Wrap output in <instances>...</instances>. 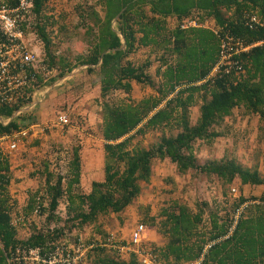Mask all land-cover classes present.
I'll return each mask as SVG.
<instances>
[{
	"label": "trees",
	"instance_id": "1",
	"mask_svg": "<svg viewBox=\"0 0 264 264\" xmlns=\"http://www.w3.org/2000/svg\"><path fill=\"white\" fill-rule=\"evenodd\" d=\"M1 1L11 7L19 3ZM30 1V13L22 29L34 34L44 52L38 60V71H34L37 88L44 86L43 69L56 72L54 77L51 75L52 83L86 66L87 75H96L94 80L100 83L105 177L94 181L89 193L84 192L80 188L82 157L80 149L75 148L69 177L55 176L46 165L48 207L43 197L33 196L24 214L16 213V218L22 220L15 226L7 192L10 157L0 159V264H8L7 257L17 248L50 250L68 234L91 225L104 235V241L94 238L88 242L96 246L89 254V264H144L146 258L153 264H264V193L259 198L240 197L231 211L212 209L203 201L195 207L174 202L155 216L147 208L140 225L159 228L168 242L163 246L142 242L128 255H123L119 247H129V242H119V237L103 233L98 224L102 217L126 213L138 201L142 183L151 181L158 160H169L181 175L194 172L216 178L228 188L237 183L264 187V174L245 168L236 159L200 162L196 154L198 143L211 145L222 136L219 129L236 109L244 108L264 124V45L238 57L243 73L208 79L218 63L224 39L231 37L246 44L264 40V28L252 29L249 24L253 15L264 22V0H98L102 15L90 7L94 24L86 31L89 52L76 62L52 49V28L58 23L49 11V0ZM79 16L86 27L85 20L91 16ZM172 19L177 23L175 28L170 27ZM188 20H198V26L183 28ZM211 21L215 26L205 27ZM146 49L161 55L157 81L149 73L154 61L132 60ZM134 84L150 88L157 95L133 99ZM119 92L128 97L113 105L109 99ZM32 103L30 98L0 106V138L31 126L27 122L32 120V113H17ZM200 103L199 117L192 123L190 109ZM155 131L162 135L154 145L146 148L134 143ZM63 200L68 204L69 219L65 226L53 228L61 220L56 212ZM34 214H47L41 230L30 222ZM27 225L35 234L28 240L19 239L20 228L27 229ZM111 237L114 241H109ZM108 243L114 245L109 247Z\"/></svg>",
	"mask_w": 264,
	"mask_h": 264
},
{
	"label": "rangeland",
	"instance_id": "2",
	"mask_svg": "<svg viewBox=\"0 0 264 264\" xmlns=\"http://www.w3.org/2000/svg\"><path fill=\"white\" fill-rule=\"evenodd\" d=\"M91 6H94L99 15H102L98 0H49V11L58 23L52 28L53 51L74 62L78 57L88 54L90 48L86 31L88 26L94 24ZM80 14L91 16L85 20L86 27L82 26L83 21L80 19ZM208 26L212 28L214 24L209 23ZM37 52L41 59L44 55L42 46H37ZM160 56L151 54L150 50L146 49L133 56L132 60L136 63L146 59L154 61L155 64L149 73L155 78L157 69L161 65ZM86 68L88 67H78L72 73L67 74L65 80L63 78L54 81L52 85L56 84V86L52 88L51 94L48 93V85L47 88L44 87L38 92L37 106L31 110L33 118L27 122L31 126L36 125V130L22 141L19 150L11 157L14 161L11 164L13 169H10L12 183L10 189L14 197H11V204L25 207L29 205L33 196H37V199L43 197L48 207L47 184L44 175L46 165L49 172L55 176L69 177V163L75 148L81 151L84 167L80 188L89 193L93 180L102 181L104 179L105 142L102 136L104 101L101 97L100 83L94 80L96 75H87ZM51 75L54 77L56 72ZM157 79L155 78V81ZM133 87L131 97L138 101L157 95L150 88L137 84ZM126 97L128 95L119 92L114 94L109 102L119 105ZM200 105L201 103L190 109L192 123L196 122L199 117ZM63 115L68 117L69 124L63 125L59 122V118ZM263 126L264 124L257 115L247 113L244 108L236 109L219 129L222 135L219 139L211 145L207 143L196 145L197 157L200 162L223 158L236 159L245 168L258 170L264 174ZM36 135V138H31ZM161 135L160 131L149 132L139 137L134 143H140L148 148L157 143ZM167 135H172V133L167 132ZM142 189V195L126 213L105 216L98 221L103 233L108 232L119 237V242H130L133 231L144 220L147 208H150L151 215L155 216L161 212L163 207L171 206L174 202L195 207L197 202L203 201L209 203L212 209L226 208L231 211L230 207L240 197L259 198L264 193V187L242 186L237 183L228 188L216 178L199 176L194 172L181 175L169 160L155 161L152 179L149 183H142ZM67 207V201L63 200L56 212L57 219L61 220L58 222L55 219L57 222L53 224V228L65 226L69 219ZM21 214H24V211H21ZM46 217L47 214L44 217L34 214L29 218L32 225L39 226L41 230L47 223ZM34 234L33 227L27 225V229L20 228L18 238L29 239ZM67 236L63 239L69 242H73L78 237L85 242L94 238L104 241V235L96 232L95 225L87 226L84 230H75ZM146 241L160 246L168 242L159 228L149 226L145 229L142 242ZM126 253L128 255L127 250L123 255Z\"/></svg>",
	"mask_w": 264,
	"mask_h": 264
},
{
	"label": "built area",
	"instance_id": "3",
	"mask_svg": "<svg viewBox=\"0 0 264 264\" xmlns=\"http://www.w3.org/2000/svg\"><path fill=\"white\" fill-rule=\"evenodd\" d=\"M31 5L30 0H19L16 7H11L0 0V106L17 104L21 99L32 98L34 102L38 92L46 87L51 80V73L43 69L41 76L44 86L37 88L38 79L35 78L34 71L39 69L38 45L34 34L30 31L24 32L22 29V23L27 21ZM198 22V20L190 21V26L197 27ZM249 24L252 29L255 27L264 28V22L256 15L251 17ZM28 28L30 29L29 26ZM30 37L32 38L30 39ZM260 45H264V40L246 44L242 40L227 37L223 40L218 63L208 79L231 72L243 73V67L240 65L238 57ZM20 114H22V110L17 113V115ZM59 122L63 125L69 124L68 117L61 116ZM35 128L36 126L32 125L13 135L0 138V159L5 160L17 152L22 141L30 137L31 132L34 133L36 130ZM234 192L236 191L234 190ZM36 213L38 212L36 211ZM239 215L235 218H238ZM145 229L146 227L140 225L133 231L129 247L141 246ZM109 241H114V237H111ZM113 245L107 244L109 247ZM52 246L53 248L50 250L17 248L7 257L8 264H89V254L96 247L94 243L88 244L81 238H76L73 242L63 239ZM129 247L121 246L119 250L128 252L130 251ZM153 263V260L148 258L144 260V264Z\"/></svg>",
	"mask_w": 264,
	"mask_h": 264
},
{
	"label": "crops",
	"instance_id": "4",
	"mask_svg": "<svg viewBox=\"0 0 264 264\" xmlns=\"http://www.w3.org/2000/svg\"><path fill=\"white\" fill-rule=\"evenodd\" d=\"M210 23H212V24H215L213 21H211ZM208 24H209V22L206 24V26L205 27H209L208 26ZM177 26V23H176V21L175 20H173L172 19V21H171V23H170V27L171 28H175ZM215 26V25H214ZM213 26V27H214ZM188 27H192V26H190V20H188V21H186V23L183 25V28H188ZM212 27V28H213ZM87 69V68H86ZM66 78H64V80H65ZM49 84H48V87H49V90H48V93H52L51 91H52V88L53 87H55L56 86V84L55 85H52V83L49 81L48 82ZM46 88H47V86H46ZM54 89V88H53ZM61 90H62V88H61ZM37 106V101H36V99L34 100V102H33V104H32V106H30L29 108L27 107L26 109H24V110H22V113H32V109H34L35 107ZM36 126V125H35ZM37 137V135L36 136H33V137H31V138H36ZM14 154V153H13ZM12 154V155H13ZM80 154H81V151H80ZM12 155L10 156V162H11V164H13V162L14 161H12ZM81 157H82V155H81ZM11 166V165H10ZM11 169H13V167H11ZM83 169V172H82V178H81V181L83 180V175H84V167L82 168ZM94 181H96V180H93L92 181V183L94 182ZM97 181H99V180H97ZM11 182H10V185H9V188H8V190H7V192H8V195L10 196V198L12 197V198H14L13 197V194L11 193ZM10 204H11V202H10ZM28 206V205H27ZM11 207L13 208V211H14V225L15 226H19L20 225V220H22V219H17L16 218V213H18V212H21V211H24V208L26 207H24V206H21V205H17V204H11Z\"/></svg>",
	"mask_w": 264,
	"mask_h": 264
},
{
	"label": "water",
	"instance_id": "5",
	"mask_svg": "<svg viewBox=\"0 0 264 264\" xmlns=\"http://www.w3.org/2000/svg\"><path fill=\"white\" fill-rule=\"evenodd\" d=\"M124 47H125V46H124ZM124 47H123V48H124Z\"/></svg>",
	"mask_w": 264,
	"mask_h": 264
}]
</instances>
